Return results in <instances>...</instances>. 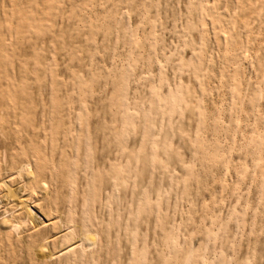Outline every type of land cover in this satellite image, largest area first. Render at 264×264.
<instances>
[{"label":"rangeland","instance_id":"obj_1","mask_svg":"<svg viewBox=\"0 0 264 264\" xmlns=\"http://www.w3.org/2000/svg\"><path fill=\"white\" fill-rule=\"evenodd\" d=\"M0 264H264V0H0Z\"/></svg>","mask_w":264,"mask_h":264},{"label":"bare ground","instance_id":"obj_2","mask_svg":"<svg viewBox=\"0 0 264 264\" xmlns=\"http://www.w3.org/2000/svg\"><path fill=\"white\" fill-rule=\"evenodd\" d=\"M9 190H10V189H9ZM9 190H8V191H9ZM13 192H14V191H11V190H10V191L8 192V194H12V195H13ZM18 227H19V225H18V226L16 225L14 228L16 229V228H18Z\"/></svg>","mask_w":264,"mask_h":264}]
</instances>
